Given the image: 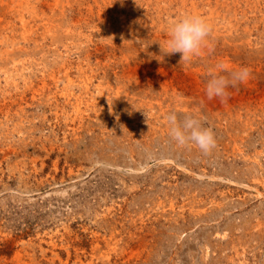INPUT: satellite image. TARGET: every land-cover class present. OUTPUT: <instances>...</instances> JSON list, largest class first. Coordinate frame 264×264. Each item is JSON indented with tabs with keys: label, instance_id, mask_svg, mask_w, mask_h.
<instances>
[{
	"label": "rangeland",
	"instance_id": "374dc122",
	"mask_svg": "<svg viewBox=\"0 0 264 264\" xmlns=\"http://www.w3.org/2000/svg\"><path fill=\"white\" fill-rule=\"evenodd\" d=\"M220 63L251 69L223 102ZM197 110L210 154L168 135ZM0 264H264V0H0Z\"/></svg>",
	"mask_w": 264,
	"mask_h": 264
},
{
	"label": "clouds",
	"instance_id": "9594fccd",
	"mask_svg": "<svg viewBox=\"0 0 264 264\" xmlns=\"http://www.w3.org/2000/svg\"><path fill=\"white\" fill-rule=\"evenodd\" d=\"M211 30L206 19L196 14H185L171 21L167 28V38L163 46L159 45L162 57L180 54L178 64L190 63L193 58L201 55ZM250 75L251 69L248 67L230 70L223 63L217 64L206 73L205 95L209 100L218 97L223 102L229 96L227 89L246 83ZM164 119L168 125V135L177 146L195 147L203 154H210L216 147L214 132L206 125V117L200 115L199 110L182 116L172 111Z\"/></svg>",
	"mask_w": 264,
	"mask_h": 264
}]
</instances>
